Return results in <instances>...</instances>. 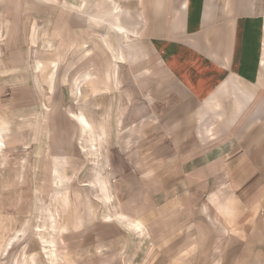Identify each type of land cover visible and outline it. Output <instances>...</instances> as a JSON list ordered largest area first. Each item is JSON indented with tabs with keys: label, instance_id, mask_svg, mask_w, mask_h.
<instances>
[{
	"label": "rangeland",
	"instance_id": "rangeland-1",
	"mask_svg": "<svg viewBox=\"0 0 264 264\" xmlns=\"http://www.w3.org/2000/svg\"><path fill=\"white\" fill-rule=\"evenodd\" d=\"M104 2L0 0V264H225L222 206L187 178L147 187L145 123L117 108L137 93L145 118L151 72L99 47Z\"/></svg>",
	"mask_w": 264,
	"mask_h": 264
},
{
	"label": "crops",
	"instance_id": "crops-1",
	"mask_svg": "<svg viewBox=\"0 0 264 264\" xmlns=\"http://www.w3.org/2000/svg\"><path fill=\"white\" fill-rule=\"evenodd\" d=\"M106 2L101 17L117 48L99 47L117 51L116 67L127 57L151 72L145 118L135 123L137 93L135 108H117L130 130L145 123L148 189L154 179L168 187L191 180L226 213L224 263L264 264V0ZM87 8L91 27L98 19ZM74 20L73 31L82 24ZM109 79L118 89V76Z\"/></svg>",
	"mask_w": 264,
	"mask_h": 264
},
{
	"label": "bare ground",
	"instance_id": "bare-ground-1",
	"mask_svg": "<svg viewBox=\"0 0 264 264\" xmlns=\"http://www.w3.org/2000/svg\"><path fill=\"white\" fill-rule=\"evenodd\" d=\"M82 121H84V120L82 119Z\"/></svg>",
	"mask_w": 264,
	"mask_h": 264
}]
</instances>
